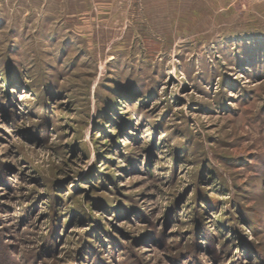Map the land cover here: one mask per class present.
<instances>
[{"label":"rangeland","instance_id":"1","mask_svg":"<svg viewBox=\"0 0 264 264\" xmlns=\"http://www.w3.org/2000/svg\"><path fill=\"white\" fill-rule=\"evenodd\" d=\"M264 264V0H0V264Z\"/></svg>","mask_w":264,"mask_h":264},{"label":"trees","instance_id":"2","mask_svg":"<svg viewBox=\"0 0 264 264\" xmlns=\"http://www.w3.org/2000/svg\"><path fill=\"white\" fill-rule=\"evenodd\" d=\"M5 264H11L10 261H5Z\"/></svg>","mask_w":264,"mask_h":264}]
</instances>
